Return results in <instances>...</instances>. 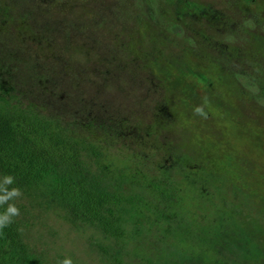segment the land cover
I'll use <instances>...</instances> for the list:
<instances>
[{
	"label": "rangeland",
	"instance_id": "rangeland-1",
	"mask_svg": "<svg viewBox=\"0 0 264 264\" xmlns=\"http://www.w3.org/2000/svg\"><path fill=\"white\" fill-rule=\"evenodd\" d=\"M23 110L128 181L169 176L181 201L134 191L146 204L115 243L33 191L17 204L29 257L3 256L0 234V264H264V0H0V111ZM215 207L238 234L209 246Z\"/></svg>",
	"mask_w": 264,
	"mask_h": 264
},
{
	"label": "trees",
	"instance_id": "trees-1",
	"mask_svg": "<svg viewBox=\"0 0 264 264\" xmlns=\"http://www.w3.org/2000/svg\"><path fill=\"white\" fill-rule=\"evenodd\" d=\"M173 29L177 34V28ZM104 157L100 148L79 142L30 110L0 111V185L5 176L12 175L15 182L9 187L22 192L18 199L10 202L17 205L33 191L55 194L67 203L72 221L97 228L115 243L125 241L128 219L146 204V195L138 196L134 191L152 193L164 212L180 205V187L169 176H162L158 182L153 178L144 180L140 185L137 178L128 181L122 170L106 165ZM6 207H0V212ZM214 210L216 216L203 224L202 236L209 246L220 240L231 243L238 234L236 224L225 214L227 210L220 207ZM245 232L239 233L241 241L235 243L240 244L245 253H251L255 248L251 244L252 234ZM24 233L23 224L16 217L14 223L3 230V256L12 261L18 257L28 259ZM189 264L204 262L193 260Z\"/></svg>",
	"mask_w": 264,
	"mask_h": 264
},
{
	"label": "clouds",
	"instance_id": "clouds-1",
	"mask_svg": "<svg viewBox=\"0 0 264 264\" xmlns=\"http://www.w3.org/2000/svg\"><path fill=\"white\" fill-rule=\"evenodd\" d=\"M206 108H210V100L207 96L202 97V103L193 108V114L200 116L204 119L208 118V111ZM15 182V177L7 175L3 178V184L0 185V207L7 205L4 211L0 212V234L3 230L14 223L16 217L20 216L19 207L10 201L18 199L22 192L19 188L9 187ZM58 264H74L73 260L69 257H65L63 260L58 261Z\"/></svg>",
	"mask_w": 264,
	"mask_h": 264
}]
</instances>
